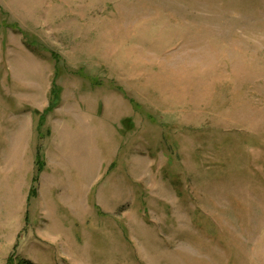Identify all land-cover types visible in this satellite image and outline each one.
Listing matches in <instances>:
<instances>
[{"label":"rangeland","instance_id":"obj_1","mask_svg":"<svg viewBox=\"0 0 264 264\" xmlns=\"http://www.w3.org/2000/svg\"><path fill=\"white\" fill-rule=\"evenodd\" d=\"M11 255L264 264V0H0Z\"/></svg>","mask_w":264,"mask_h":264},{"label":"trees","instance_id":"obj_2","mask_svg":"<svg viewBox=\"0 0 264 264\" xmlns=\"http://www.w3.org/2000/svg\"><path fill=\"white\" fill-rule=\"evenodd\" d=\"M51 95H52L51 101L49 103V106L45 109L44 113L40 114V112L38 110L35 111V113L41 115V120H43L42 118H44L45 114H47L48 112L53 111L58 106L59 88L56 85L53 86ZM39 155L40 154L37 155V164L39 166H41L42 162H41V159H40ZM7 264H33V263L30 262L29 260H26V259L16 260L15 256L11 255L8 258Z\"/></svg>","mask_w":264,"mask_h":264}]
</instances>
